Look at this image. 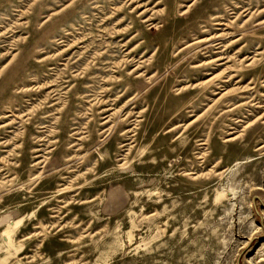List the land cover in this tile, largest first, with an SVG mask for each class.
I'll return each instance as SVG.
<instances>
[{"label": "rangeland", "instance_id": "rangeland-1", "mask_svg": "<svg viewBox=\"0 0 264 264\" xmlns=\"http://www.w3.org/2000/svg\"><path fill=\"white\" fill-rule=\"evenodd\" d=\"M263 19L0 0V264H264Z\"/></svg>", "mask_w": 264, "mask_h": 264}, {"label": "bare ground", "instance_id": "bare-ground-1", "mask_svg": "<svg viewBox=\"0 0 264 264\" xmlns=\"http://www.w3.org/2000/svg\"><path fill=\"white\" fill-rule=\"evenodd\" d=\"M261 11V10H260ZM252 13H250V15H251ZM231 23V21H228V22H226V23H224V22H222V21H219V22H217V24L218 25H222V26H225L226 28L229 26V24ZM264 23V19L263 20H261L260 22H259V24H263ZM227 34V33H226ZM225 34V35H226ZM217 36H219V35H217ZM216 36V37H217ZM239 38H237V39H235L234 41H236V40H238ZM233 41V42H234ZM224 58H226L225 56H223V57H219L218 59L216 58V60H219V61H221V60H223ZM224 62H220L218 65H221V64H223ZM21 222V219H16L15 221H12V222H9L3 229H2V234H3V236H4V238H5V240H7V241H9L10 240V233H11V231H12V229L14 228V227H16L17 225H19V223ZM3 238V239H4ZM4 261V260H3ZM262 261H264V258H262Z\"/></svg>", "mask_w": 264, "mask_h": 264}]
</instances>
